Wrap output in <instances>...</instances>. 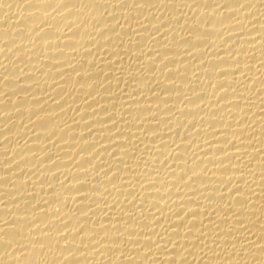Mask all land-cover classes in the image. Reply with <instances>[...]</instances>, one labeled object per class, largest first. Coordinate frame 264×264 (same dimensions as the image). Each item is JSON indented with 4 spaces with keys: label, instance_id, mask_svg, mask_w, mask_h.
Here are the masks:
<instances>
[{
    "label": "bare ground",
    "instance_id": "1",
    "mask_svg": "<svg viewBox=\"0 0 264 264\" xmlns=\"http://www.w3.org/2000/svg\"><path fill=\"white\" fill-rule=\"evenodd\" d=\"M0 264H264V0H0Z\"/></svg>",
    "mask_w": 264,
    "mask_h": 264
}]
</instances>
